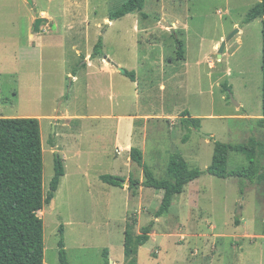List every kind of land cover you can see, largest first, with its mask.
Listing matches in <instances>:
<instances>
[{"label": "rangeland", "instance_id": "obj_1", "mask_svg": "<svg viewBox=\"0 0 264 264\" xmlns=\"http://www.w3.org/2000/svg\"><path fill=\"white\" fill-rule=\"evenodd\" d=\"M31 1L0 0V118L39 121L44 196L55 157L62 161L54 198L38 212L43 264H59L60 226L69 264H105L104 251L108 264H126L125 230L136 237L153 221L136 264H264V181L206 173L215 142L264 140L261 19L244 23L260 0H145L141 12L111 22L125 0ZM172 154L202 175L154 219L163 191L142 186L143 167L167 179ZM247 165L228 153V170ZM102 175L125 184L108 186Z\"/></svg>", "mask_w": 264, "mask_h": 264}, {"label": "trees", "instance_id": "obj_2", "mask_svg": "<svg viewBox=\"0 0 264 264\" xmlns=\"http://www.w3.org/2000/svg\"><path fill=\"white\" fill-rule=\"evenodd\" d=\"M145 0H125L118 8L109 13V21L123 18L129 14L141 12ZM257 18L261 19V112L264 118V0L255 5L246 15L244 23L248 24ZM102 38L93 48L91 58L100 57ZM177 57L183 59L182 45L177 42ZM126 76L134 82L133 73ZM188 117L183 124L198 129L199 120ZM264 125V119L260 121ZM186 140V139H184ZM235 152L245 156L246 167L228 170V153ZM42 142L39 121L35 118H0V264H43L44 238L43 221L38 217L54 198L64 168L61 159L56 156L54 174L49 182L46 196L43 189ZM130 160L141 165V151L137 148L129 150ZM206 173L218 179L236 178L246 181L248 185L260 184L264 181V140L248 139L244 144L227 145L215 142L210 166ZM167 179L158 180L148 167H143L144 181L142 186L156 191H163L154 219L168 213L174 198L183 192L184 187L198 179L202 173L198 169H190L184 159L172 154L166 167ZM99 180L112 187L121 188L123 179L112 175H102ZM139 183L130 180L129 189L135 194ZM244 186L240 188V195ZM238 222V221H237ZM154 221L142 228L141 233L133 237L131 231L124 232V258L126 264H136L135 254L148 240ZM58 263L69 264L64 239L63 226L59 227ZM108 264L107 251L103 253Z\"/></svg>", "mask_w": 264, "mask_h": 264}, {"label": "water", "instance_id": "obj_3", "mask_svg": "<svg viewBox=\"0 0 264 264\" xmlns=\"http://www.w3.org/2000/svg\"><path fill=\"white\" fill-rule=\"evenodd\" d=\"M27 2H28L31 6H33V3H32L31 0H27ZM42 20H43V19L37 17V15H36V19H35V21H34V31H37V29H38L40 23L42 22ZM231 38H232V35L229 36V37H228L227 39H225L224 41H222V43L220 44V46H219V48H218V58H220V57L222 56V53H223L224 48H225V45H226V43H227ZM119 71H120V73H122V74L125 73V71L122 70V69H119ZM234 104H235L236 106H238L236 103H234ZM203 137L206 138V139H210L209 136H203ZM56 154H57V153H56ZM123 184H125L124 181L122 182V185H123Z\"/></svg>", "mask_w": 264, "mask_h": 264}, {"label": "crops", "instance_id": "obj_4", "mask_svg": "<svg viewBox=\"0 0 264 264\" xmlns=\"http://www.w3.org/2000/svg\"><path fill=\"white\" fill-rule=\"evenodd\" d=\"M32 3H33V2H32ZM33 31H34V29H33ZM34 32H36V31H34ZM125 72H126V71H125ZM121 74H122V73H121ZM73 79H75V76L72 77V80H73ZM129 158H130V157H129ZM163 193H164V192H163ZM111 263H112V262H111Z\"/></svg>", "mask_w": 264, "mask_h": 264}]
</instances>
